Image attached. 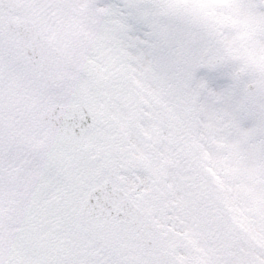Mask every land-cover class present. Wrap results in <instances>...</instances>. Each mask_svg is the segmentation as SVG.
<instances>
[{
	"label": "snow or ice",
	"instance_id": "6c2138e0",
	"mask_svg": "<svg viewBox=\"0 0 264 264\" xmlns=\"http://www.w3.org/2000/svg\"><path fill=\"white\" fill-rule=\"evenodd\" d=\"M0 264H264V0H0Z\"/></svg>",
	"mask_w": 264,
	"mask_h": 264
}]
</instances>
